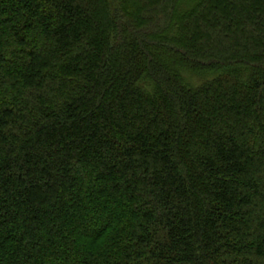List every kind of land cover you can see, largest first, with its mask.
<instances>
[{"label":"trees","instance_id":"trees-1","mask_svg":"<svg viewBox=\"0 0 264 264\" xmlns=\"http://www.w3.org/2000/svg\"><path fill=\"white\" fill-rule=\"evenodd\" d=\"M0 264H264V0H0Z\"/></svg>","mask_w":264,"mask_h":264}]
</instances>
